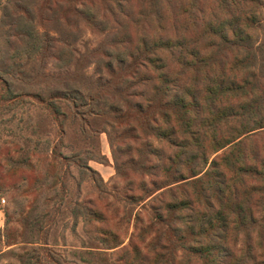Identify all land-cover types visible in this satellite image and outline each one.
<instances>
[{"label": "trees", "instance_id": "obj_1", "mask_svg": "<svg viewBox=\"0 0 264 264\" xmlns=\"http://www.w3.org/2000/svg\"><path fill=\"white\" fill-rule=\"evenodd\" d=\"M95 1L106 6L117 26L124 23L120 13L150 39H142L143 50H138L124 32L114 41L113 58L104 52L113 90L102 103L112 124L126 127L118 137L141 142L134 149L133 177H159L152 188H141L143 197L157 202L146 230L140 231L146 234L142 242L153 235L147 244L153 258L143 254L142 260L264 264V37L257 38L263 1L214 0L209 11L197 5L201 0H186L179 8L180 0H143L142 8L129 13V0ZM71 94L84 100L78 90ZM12 95L7 87L1 97ZM99 97L93 96L94 105ZM42 99L48 113L63 117L61 125L66 117L58 101L75 108L66 94ZM64 160L80 173L93 172L78 154ZM86 160L101 161L89 153ZM85 211L79 205L76 217L86 221ZM91 215L103 221L99 212Z\"/></svg>", "mask_w": 264, "mask_h": 264}, {"label": "rangeland", "instance_id": "obj_2", "mask_svg": "<svg viewBox=\"0 0 264 264\" xmlns=\"http://www.w3.org/2000/svg\"><path fill=\"white\" fill-rule=\"evenodd\" d=\"M81 1L84 6L78 0H0V71L7 72L0 74V264H152L141 257L153 258L147 247L153 235L142 242L146 234L140 231L146 230L157 202L143 197L141 188H152L159 177H133L134 149L141 142L118 137L126 127L112 124L102 111L113 90L104 52L113 58L114 41L124 32L138 50H143L142 39H150L130 17L119 13L120 27L106 6ZM142 1L129 0L126 11L142 8ZM262 1L259 39L264 37ZM196 3L209 11L216 6L214 0ZM7 87L13 95L2 99ZM77 90L84 100L71 94ZM57 92L75 101L73 109L58 101L64 125L42 99ZM88 153L101 161H87ZM70 154H78L93 172L70 166L64 160ZM79 205L86 208V221L76 217ZM94 211L103 221H95ZM169 237L168 230L162 244Z\"/></svg>", "mask_w": 264, "mask_h": 264}]
</instances>
